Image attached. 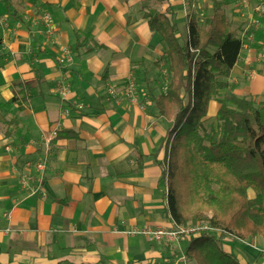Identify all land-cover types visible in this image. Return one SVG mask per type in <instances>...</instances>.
Here are the masks:
<instances>
[{
	"label": "crops",
	"instance_id": "1",
	"mask_svg": "<svg viewBox=\"0 0 264 264\" xmlns=\"http://www.w3.org/2000/svg\"><path fill=\"white\" fill-rule=\"evenodd\" d=\"M9 1L19 19L0 0V101L7 103L19 84L37 95L23 110L3 109L14 126L0 122V264H197L185 252L188 240L153 242L131 233L174 223L159 166L171 122L152 104L143 109L108 89L145 74L147 97L150 87L154 95L162 92L155 62L164 46L144 12L168 9L187 35V15L195 8L209 14L212 0ZM226 1L243 44L219 96L225 91L259 102L264 16L258 26L252 21L264 0ZM65 51L69 58L61 64ZM218 108L211 101L207 115ZM222 245L242 264H264L261 235L226 237Z\"/></svg>",
	"mask_w": 264,
	"mask_h": 264
},
{
	"label": "trees",
	"instance_id": "2",
	"mask_svg": "<svg viewBox=\"0 0 264 264\" xmlns=\"http://www.w3.org/2000/svg\"><path fill=\"white\" fill-rule=\"evenodd\" d=\"M3 3L19 19L10 1ZM227 4L212 0L210 13L201 19L188 14L183 43L168 9L143 14L164 46L162 59L155 62L166 64L164 91L154 95L150 87L147 93L157 115L171 122L159 162L169 215L176 224L207 221L215 229L188 240L185 252L197 264H242L224 251V238H264V97L256 102L225 91L219 96L243 44L225 14ZM18 87L7 103L0 101V122L9 126L14 121L5 119L3 109L16 104L23 110L37 95L29 85ZM213 100L219 108L215 127L208 130L204 119Z\"/></svg>",
	"mask_w": 264,
	"mask_h": 264
},
{
	"label": "built area",
	"instance_id": "3",
	"mask_svg": "<svg viewBox=\"0 0 264 264\" xmlns=\"http://www.w3.org/2000/svg\"><path fill=\"white\" fill-rule=\"evenodd\" d=\"M255 16H254V24L253 25H260L261 18L264 15V1L256 5L254 8ZM45 21L48 24V32L51 33V20L48 15L44 16ZM257 23V24H256ZM66 55V56H65ZM264 56V54H263ZM69 58V55L67 52H64V56L60 57L58 59V62L61 64H65ZM59 94L61 97H65L67 94V88L64 85L59 86L58 88ZM109 94L115 98L118 99L121 96H124L128 101L139 103L141 108H145L148 105L151 104L150 99L147 97L146 93L144 91H139L136 87L135 80L130 77L126 82L125 85L121 88H117L114 86L109 87L108 89ZM57 133L56 131H52L51 138L56 137ZM37 168L41 171L44 170V163L39 162L37 164ZM22 184H26L25 180H22ZM0 222H1V216H0ZM8 230V229H7ZM215 232V229H213L210 224L206 222H195V223H182V224H176L173 223L170 227H154V226H145L142 227L139 230H133L131 233H138L143 235L145 238H147L150 241L153 242H168V243H175L178 244L182 240H189L190 238L194 236H198L202 233L206 232Z\"/></svg>",
	"mask_w": 264,
	"mask_h": 264
},
{
	"label": "rangeland",
	"instance_id": "4",
	"mask_svg": "<svg viewBox=\"0 0 264 264\" xmlns=\"http://www.w3.org/2000/svg\"><path fill=\"white\" fill-rule=\"evenodd\" d=\"M198 9H199V12H198ZM195 10H197L196 11L197 18L201 19L202 17H204V15H205L204 12L206 11L204 8H195ZM253 21H254V19H253ZM253 21H252V23L254 24ZM254 26H258V25H254ZM178 36H179L181 43H183L186 40L187 35H186L183 27H180V30L178 29ZM161 59H162V57H161ZM158 68H159V70H158V72L157 71L155 72V76H156L157 81L160 83V89L163 91V89L165 87L166 78H167L166 64L163 60L159 63ZM143 78H145V74L144 75L140 74L137 76V79L135 80L136 87L139 91H141V90L143 91L142 83H141V82H143ZM144 89H146V87ZM211 108H213V106H211ZM215 123H216L215 114L214 115L212 114L210 116L207 115V117L204 119V126L208 130L211 128H214ZM248 196L250 198H252L254 196V192L252 189L248 190ZM207 215H208V217H210L211 212H208ZM188 222L193 223L192 221H187L186 223H188ZM196 222H198V221H196Z\"/></svg>",
	"mask_w": 264,
	"mask_h": 264
}]
</instances>
